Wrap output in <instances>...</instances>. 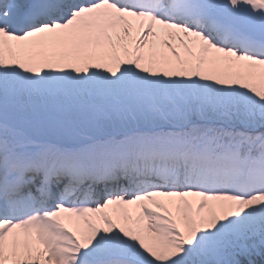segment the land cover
Returning <instances> with one entry per match:
<instances>
[{
  "label": "snow or ice",
  "instance_id": "6c2138e0",
  "mask_svg": "<svg viewBox=\"0 0 264 264\" xmlns=\"http://www.w3.org/2000/svg\"><path fill=\"white\" fill-rule=\"evenodd\" d=\"M264 262V0H0V264Z\"/></svg>",
  "mask_w": 264,
  "mask_h": 264
},
{
  "label": "trees",
  "instance_id": "16d2710c",
  "mask_svg": "<svg viewBox=\"0 0 264 264\" xmlns=\"http://www.w3.org/2000/svg\"><path fill=\"white\" fill-rule=\"evenodd\" d=\"M258 264H264V262L258 261Z\"/></svg>",
  "mask_w": 264,
  "mask_h": 264
},
{
  "label": "rangeland",
  "instance_id": "374dc122",
  "mask_svg": "<svg viewBox=\"0 0 264 264\" xmlns=\"http://www.w3.org/2000/svg\"><path fill=\"white\" fill-rule=\"evenodd\" d=\"M258 259V261H259V258H257Z\"/></svg>",
  "mask_w": 264,
  "mask_h": 264
}]
</instances>
